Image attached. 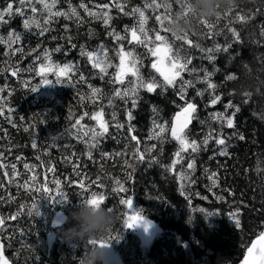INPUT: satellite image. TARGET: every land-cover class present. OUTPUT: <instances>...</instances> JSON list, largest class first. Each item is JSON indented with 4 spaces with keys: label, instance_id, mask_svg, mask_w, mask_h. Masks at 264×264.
<instances>
[{
    "label": "trees",
    "instance_id": "obj_1",
    "mask_svg": "<svg viewBox=\"0 0 264 264\" xmlns=\"http://www.w3.org/2000/svg\"><path fill=\"white\" fill-rule=\"evenodd\" d=\"M8 2L0 0V9ZM157 2L162 6L154 9L144 7L146 0H55L52 11L70 13L75 8L79 19L54 16L44 25L48 13L39 0H32L37 13L23 7L24 15L6 16L7 22L0 23L4 40L0 43V219L4 220L0 254L11 264H78L88 241L68 243L64 234L75 227L71 213L89 190L105 193V207L113 209V234L119 240L110 246L120 264H239L264 232V120L260 118L264 117V0H235L227 8L217 5L212 18H201L194 11L196 0ZM81 3L97 16L89 15ZM118 4L124 5V12ZM163 5L170 6L171 15L161 25L155 17L163 14ZM18 6L13 4L14 9ZM137 7L148 17L145 28L150 36L159 31L173 52L189 58L187 67L194 69L183 72L182 80L192 81L186 99L197 105V112L187 133L200 147L182 153L175 167L172 161L179 145L170 130L162 140L149 137L154 123L167 122L170 128L185 104L178 94L181 79L176 87L154 93L141 89L133 108L130 100L114 95L133 78L127 76L123 86L113 83L114 68L105 76L81 55L82 47L95 51L103 45L112 62L119 63L116 51L123 45L141 57L140 71L146 79L162 82L151 68L155 58L125 32L139 24L138 14H125ZM104 12L111 17L108 25ZM33 15L47 29L43 35L39 28H24L25 18ZM113 29L129 38L117 41L110 35ZM10 33L20 34L22 40L9 46ZM188 38L199 47L186 43ZM217 46L219 51H206ZM210 55L215 58L210 60ZM50 64H71L74 71L59 75L57 82ZM230 74L234 75L228 79ZM45 79L50 83L45 84ZM208 82L215 83L216 89H209ZM94 88L101 90L95 97ZM213 93L221 97L215 105L210 103ZM230 103L239 112L228 108ZM101 109L108 132L91 147V137L84 132L99 130L98 121L90 116ZM215 113H234V126L213 119ZM218 138L225 145L216 143ZM225 147L226 154L221 155ZM137 149L146 160L155 157L156 162L134 158ZM190 162H194L192 169L187 168ZM116 181L126 191H119ZM126 198L132 200L131 208L120 203ZM131 210L157 227L151 240L124 226Z\"/></svg>",
    "mask_w": 264,
    "mask_h": 264
},
{
    "label": "snow or ice",
    "instance_id": "obj_2",
    "mask_svg": "<svg viewBox=\"0 0 264 264\" xmlns=\"http://www.w3.org/2000/svg\"><path fill=\"white\" fill-rule=\"evenodd\" d=\"M17 3L19 6L15 9L13 8V4ZM39 3L43 4L44 10L47 11L49 19H45L43 21L44 25H47L49 23V20L51 17L54 16H65L66 18H72L76 17L79 19V14L77 13L75 8L71 9L70 13L66 12H60V11H52V9L55 6V0H52V3H47V0H39ZM122 12L125 11L123 4L117 5ZM162 6L161 3H158L157 0H146L145 8H160ZM23 7H30V11L35 14L37 13V8L32 4V0H9L6 7L0 9V23H6V16H11L15 14L24 15ZM81 8H84L86 12H88L91 16H97L96 12L89 11L87 6L84 3H81ZM98 8H104L108 9L109 5H97ZM164 12L162 15H157L155 18L157 21L161 22V25H163L164 20L171 15V9L168 5H163ZM126 15H132V14H138L139 17V24L138 26H133L131 28H126L125 32L130 35V40L134 41L136 44L144 46L148 52L149 55L155 58V61L151 63V68L155 70L156 73H158L159 77L162 78V82L158 81L155 78H145L141 71H140V65L142 64V59L139 55H137L132 50H126L123 45H120L118 50L116 51V57L119 60V63H113L112 60L109 58L108 50L103 46H98V49L95 51L87 50L85 48H81V55L86 56L87 59L92 63V66L94 68L99 69V72L103 75L107 76L109 75L108 69L114 68L115 73L112 74V82L113 83H119L121 86L125 85V78L127 76H131L133 79L128 82V86L118 88L115 90L114 95L116 97H119L121 99L130 100L132 107L135 108L138 103L139 99V91L141 89L149 92L154 93L157 89H165L167 87H176V82L178 79H181V84L178 89V94L181 100L185 101V104L181 106L180 111L176 113V115L173 118V121L170 125L167 122L164 123H154L153 132L152 135L149 137L150 139H158L162 140L163 134L170 130L171 138L177 142L179 145V150L175 153L176 159L172 161V167H175L177 163L181 160L182 153L188 151L191 149L192 152H196L199 150L200 145L195 140H191L188 136L187 129L189 127V124L191 121L196 118L195 113L197 112V105L186 99V89L187 87H190L192 85V81H183L182 80V73L185 71H194V69H189L187 67L188 64L191 63V60L187 57L182 58L178 52H173V46L168 43L166 37L161 35L159 31L156 32L154 38L150 36L149 32L145 28V24L147 22L148 17L145 15V11L141 8H133L131 12H125ZM103 19L105 25L109 24V21L111 17L108 15L107 12H104ZM100 18V17H97ZM241 22H243V18L241 17ZM23 26L26 30H31L33 27L41 29L40 34L43 35L47 29L43 28L39 21L37 20L36 16L33 15L32 17H26L23 23ZM214 26H208V28H212ZM110 35H113L114 38L117 41L126 40L129 38V36L121 35L119 33H116L113 29L110 32ZM233 35L239 39V33L233 30ZM22 40V36L20 34L16 33H10L7 39V42L9 46H11L12 43L19 42ZM155 41H160L161 44H163L164 50H165V56H166V64L165 59L161 57V45L156 44ZM4 42L3 38H0V43ZM186 43L189 45L199 47V44L193 45V42L188 38L186 40ZM220 46H217L215 49H207L206 51L209 53H212L213 51H219ZM226 50V49H225ZM56 51H60L59 48L56 49ZM45 59L50 61L49 54L47 52L44 53ZM210 60L214 59L215 57L209 56ZM55 69L57 74V82H59V75H67L74 71V68L71 64H65L63 67H61L59 64L52 65L50 64L49 70ZM41 72H44V68H41ZM207 76H210L209 73H206ZM234 74H230L228 76V79L231 78ZM83 79V77H81ZM45 84H49L50 81L48 79L44 80ZM217 85L215 83L208 82V88L209 89H216ZM31 91L35 92L37 91L36 88H31ZM101 90L94 88L92 90V96L95 97L97 94H100ZM198 95H203V92H198ZM221 97L219 95H215L213 93V99H211L210 103L212 105H215ZM109 103H111V100H109ZM228 108L232 109L235 107V112H239V107L234 106L233 104H228ZM155 111V109H154ZM87 115V114H86ZM83 117H81L82 119ZM91 119L97 120L99 124V130L96 128L89 129L88 131L84 132L85 136L91 137V147H96L99 142V138L104 136L108 132V122L103 119V109H101L98 112L93 113L90 116ZM134 119L131 110L127 113V120L131 121ZM213 119L220 120V121H226V124L228 127L234 126V113L233 115H227V114H221V113H215L213 114ZM113 120H115V115H113ZM76 125L80 124V120H76ZM122 124H117L116 127L120 128L123 127ZM130 131H134V129L129 125ZM241 140L244 139V136L241 135L239 137ZM132 140H137V137L135 135L131 136ZM139 143V141H138ZM208 143V138H205L204 144L206 145ZM216 143L220 145H225V140L223 138L216 139ZM35 147V145H33ZM155 147V146H153ZM226 147L220 152L221 155L226 154ZM134 158H138L140 161H146L148 163L156 162V158L152 157L150 159L146 160V157L144 154L140 153L139 149L136 150V152L133 154ZM194 166V162H190L187 164L188 169H192ZM27 168L28 165H25ZM129 167H132V165H129ZM186 176L185 173H181V178L184 179ZM215 174H212L213 183L215 184ZM57 185H59V181L56 182ZM118 185V190L123 192L126 191L125 187L121 184L120 181H116ZM82 188H87L86 185H81ZM60 195L63 197V200H67V197L64 196L63 193H60ZM106 201V194L103 192L98 191H91L89 190V195L83 199V202L88 203H97L102 204L105 206ZM121 204L128 206L129 208L132 207V200L131 199H122L120 201ZM107 208V207H106ZM111 209V208H109ZM113 212V209H111ZM201 212H203V209H200ZM37 215H39V212H37ZM207 215L211 216L213 213L209 212ZM233 219L235 220L237 226H239V219L236 218V214L233 215ZM124 226L129 229H134L137 227L143 226L145 231H148V229L151 227V224L149 221H147L144 217H142L139 213H133V215L129 216L124 221ZM4 224V220L0 219V225ZM261 241H264V232L260 233ZM119 240L118 234H112L108 237L107 242L104 241H88L89 245H98L100 247H110L112 242H115ZM257 243H260L258 241ZM257 244L253 243L251 247L247 249L248 255L245 257V264H264V243H261V246L259 249H257L256 254L253 255V249H256ZM0 264H8V261L5 260L4 256L0 254Z\"/></svg>",
    "mask_w": 264,
    "mask_h": 264
},
{
    "label": "clouds",
    "instance_id": "obj_3",
    "mask_svg": "<svg viewBox=\"0 0 264 264\" xmlns=\"http://www.w3.org/2000/svg\"><path fill=\"white\" fill-rule=\"evenodd\" d=\"M235 0H196L193 8L201 18H212L217 14V5L225 8L232 6ZM183 31V29H180ZM259 116V114H258ZM264 120V117H260ZM75 227L65 232V242L73 241H104L112 234L116 218L111 209L102 204L82 202L80 207L71 213ZM110 247L89 245V248L79 258L78 264H107Z\"/></svg>",
    "mask_w": 264,
    "mask_h": 264
},
{
    "label": "water",
    "instance_id": "obj_4",
    "mask_svg": "<svg viewBox=\"0 0 264 264\" xmlns=\"http://www.w3.org/2000/svg\"><path fill=\"white\" fill-rule=\"evenodd\" d=\"M189 126H190V124H189ZM150 224H151V227L148 229V231H145L144 228H143V226H141V227L138 228V233L146 241L151 240L153 238V236L156 234V230H157V228H156V226L154 224H152V223H150ZM258 241H260V243H257ZM253 243H256L257 244L256 249H253V255H255L257 249L260 248L261 243H264V241H261V238L259 237V238L255 239L251 243L250 247L252 246ZM110 249H111V251H110V254H109V258H108L107 264H120L119 263V260L117 259L116 254H115L114 248L112 246H110ZM247 255H248V252L246 251V253L244 255V258L242 259V261L239 264H245V257ZM5 260H7V259H5ZM8 264H11V263L8 261Z\"/></svg>",
    "mask_w": 264,
    "mask_h": 264
},
{
    "label": "rangeland",
    "instance_id": "obj_5",
    "mask_svg": "<svg viewBox=\"0 0 264 264\" xmlns=\"http://www.w3.org/2000/svg\"><path fill=\"white\" fill-rule=\"evenodd\" d=\"M160 55H161L162 58L165 59V64H166V56H165V50H164L163 45L161 46V54H160ZM133 213H136V212L133 211V210L129 211V212H128V215H127V218H128L129 216L133 215ZM127 218H126V219H127ZM138 228H139V227L134 228L137 234H138V231H137ZM138 235H139V234H138ZM139 236H140V235H139Z\"/></svg>",
    "mask_w": 264,
    "mask_h": 264
}]
</instances>
